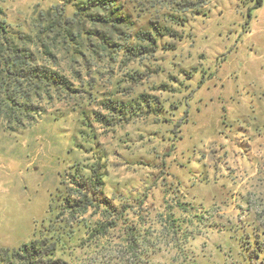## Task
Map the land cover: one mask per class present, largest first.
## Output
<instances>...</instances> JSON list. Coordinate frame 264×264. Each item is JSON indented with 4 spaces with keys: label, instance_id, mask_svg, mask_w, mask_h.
Listing matches in <instances>:
<instances>
[{
    "label": "rangeland",
    "instance_id": "374dc122",
    "mask_svg": "<svg viewBox=\"0 0 264 264\" xmlns=\"http://www.w3.org/2000/svg\"><path fill=\"white\" fill-rule=\"evenodd\" d=\"M179 2L120 0L133 27L94 30L123 45L159 22L178 37L146 58L71 67L60 53L77 93L44 102L24 129L0 118V250L38 238L56 216L68 221L62 200L88 189L71 175L81 164L100 166L104 187L65 229L57 255L69 264H264V0L186 12ZM0 8L10 30L29 33L39 11L74 12L69 0Z\"/></svg>",
    "mask_w": 264,
    "mask_h": 264
},
{
    "label": "trees",
    "instance_id": "16d2710c",
    "mask_svg": "<svg viewBox=\"0 0 264 264\" xmlns=\"http://www.w3.org/2000/svg\"><path fill=\"white\" fill-rule=\"evenodd\" d=\"M69 1L74 7L70 17L64 15L63 9L39 11L31 23L30 33L28 28L27 32L10 30L2 19L4 12L0 8V118L6 122L9 131L32 125L36 117L44 114L41 107L44 102L58 101L77 93L70 79L59 70L56 55L69 56L71 67L81 58L96 62L112 60L115 54L134 59L146 58L159 49L161 39L178 37L175 31L160 26L159 22H150L149 29H140L132 36L133 40L127 37L120 45L112 40L110 34L94 30L96 26L106 28V31L133 27L127 9L120 0ZM206 2L181 0L175 4L177 11L186 12L191 8L200 9ZM174 22L183 26L182 22L176 23L175 19ZM86 23L93 28L85 30ZM80 25L83 29H79ZM39 48L40 59L37 53ZM166 50L173 51L174 48L169 46ZM43 56L51 61H44ZM74 75L80 83V72ZM81 87L78 85L79 89ZM146 99L142 97V102L149 107L150 102ZM109 105L112 110L116 109L113 101H109ZM74 171L71 175L77 180L76 183L82 186L87 184L88 189L74 190L62 200L60 214L66 215L68 221L62 222L56 216L38 238L15 249H1L0 264H69L57 255L64 235H69L65 229H70L75 219L84 216L89 209L98 207L95 195H102L104 187L100 166L77 164ZM87 228L90 229L89 226ZM97 231L96 228L91 230L94 233Z\"/></svg>",
    "mask_w": 264,
    "mask_h": 264
}]
</instances>
